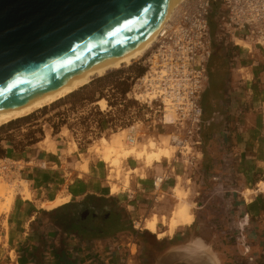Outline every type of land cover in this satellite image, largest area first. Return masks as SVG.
<instances>
[{
	"label": "rangeland",
	"instance_id": "1",
	"mask_svg": "<svg viewBox=\"0 0 264 264\" xmlns=\"http://www.w3.org/2000/svg\"><path fill=\"white\" fill-rule=\"evenodd\" d=\"M174 16L175 14L171 18L174 22L172 25L174 41L169 45L161 47V43L157 40L142 58L94 78L77 91L26 117L2 125L0 177L9 184L20 183V179L23 178L20 171L22 162H18L14 155L31 145L48 152L58 153L63 150L66 153L61 155L67 158L63 159L62 169L68 179L75 178L73 183L76 181L78 183V186L74 187V192L77 191L78 195L73 194L72 200H76L77 196L80 200L84 193H89L88 190L93 194H108L109 207L122 209L123 203L120 198L124 202L127 201L126 188L135 189L137 183L150 178L151 173L157 169L161 167L163 169L167 158H163L162 163L153 162L151 166H147L132 155L120 158V173L111 170L112 167L107 159L123 149V145L129 147L134 143L127 139L130 132H132L131 137L136 139L137 146L152 140L160 146L173 145L174 155L169 159L178 157L175 173L177 178L171 184L168 194L159 200L153 209L149 210L147 206L145 207L147 211L144 217H151L153 214L168 217L166 223L159 222V228L157 227L158 231H167L166 236L173 235L176 228L182 229L192 224L187 235L199 234L211 241L221 250L226 262L231 264H264V182L254 187L250 186L249 191H245L249 203L246 213L248 212L250 217L248 224L240 227V222H243L246 213L236 216L231 213L227 198L228 190L231 188L221 185L225 180L222 172L217 171L213 162V156L217 157L219 162L220 158L213 152L225 148L222 139L224 135L230 133L232 127H228L227 130L220 127L221 119L214 126L209 120L216 115L214 111L217 106L213 100L202 98V119L205 123L200 131L202 142L198 148H195L192 139L186 138L190 126L187 117L191 115L192 110L186 100L190 95V89L182 75L166 70L163 74L160 73V69L167 66V53L175 54L179 50L177 41L184 37ZM222 57L227 58L223 50L215 44L214 53L208 62L209 70ZM153 60H157L158 65ZM98 78L103 79L97 81ZM152 88H156L158 92L149 96ZM127 89H129L128 93L124 91ZM164 95L172 99L175 105L173 113L166 111L165 98H168ZM100 98L107 101V106L102 108L97 103ZM225 109L226 113H229L230 109L228 107ZM182 142L189 145L186 151L183 149V152L180 151ZM198 149L202 154H199ZM134 167L138 168L136 173L131 170ZM143 174L145 175L142 176ZM127 175L129 181L128 185H125ZM255 178L264 179V171H261V168L255 171ZM174 186L182 191L181 199L188 202L190 210L176 208L180 198L175 194L172 195ZM20 187L22 188L21 185ZM110 190L114 193H110ZM69 191L71 189L59 193L58 196H66ZM91 196L96 197V195ZM145 198L147 205L151 206L147 196ZM141 199L142 196H138L135 203L140 204ZM20 200H22L21 195L17 193L9 210L0 212V264L14 263L15 260V252L9 243V224L6 215ZM105 210L107 211L106 208ZM125 220L129 224L127 212ZM60 221L59 224L63 229L71 226L63 217ZM143 221L137 226H143ZM130 224L132 226L131 222ZM249 230H253L252 235ZM144 231L149 230L144 228ZM153 235L158 238L156 233Z\"/></svg>",
	"mask_w": 264,
	"mask_h": 264
},
{
	"label": "crops",
	"instance_id": "2",
	"mask_svg": "<svg viewBox=\"0 0 264 264\" xmlns=\"http://www.w3.org/2000/svg\"><path fill=\"white\" fill-rule=\"evenodd\" d=\"M240 49L233 48V62L222 57L210 67L208 88L203 94V99L213 100L217 106L216 115L209 121L215 126L221 119L220 127L226 130L232 127L222 139L225 148L213 152L220 158L219 162L215 156L213 162L225 180L221 185L231 188L227 198L230 211L235 216L246 213L249 208L245 191L264 182V179L255 178V171L260 168L264 171V52L258 46H252L251 53L246 50H241V53ZM226 107L230 114L226 113ZM62 153L66 152H48L31 145L14 155L18 162H22V179L27 182L32 196L25 199L18 193L22 200L14 204L6 215L9 243L15 252L14 263L10 264H104L106 257L119 253L115 250L116 245L129 236H136L138 247L134 264H231L211 241L199 234L187 235L192 224L176 228L173 235L163 238L144 231L143 226L138 225L142 231H136L130 224L132 219L142 217L147 211L146 206L151 210L144 199L140 204L135 203L134 209L122 198V209L109 207L108 194H93L88 190L89 193H84L80 200L78 196L72 200V196L78 195L77 191L74 192L78 183H73L76 179H68L64 173L63 159L67 156ZM155 172L137 185L149 192ZM69 189L68 195L58 196ZM170 189L171 186L167 191ZM110 193L114 192L110 190ZM89 201L95 205L101 202L102 214L110 213L117 219L113 232L81 231L74 225L80 212L89 210ZM124 212L129 214V224L125 222ZM61 217L71 226L63 229L59 224ZM249 217L247 212L240 227L248 224ZM249 231L252 235L253 230ZM199 242L208 246L215 256L199 250Z\"/></svg>",
	"mask_w": 264,
	"mask_h": 264
},
{
	"label": "water",
	"instance_id": "3",
	"mask_svg": "<svg viewBox=\"0 0 264 264\" xmlns=\"http://www.w3.org/2000/svg\"><path fill=\"white\" fill-rule=\"evenodd\" d=\"M174 0H0V110L143 41Z\"/></svg>",
	"mask_w": 264,
	"mask_h": 264
},
{
	"label": "built area",
	"instance_id": "4",
	"mask_svg": "<svg viewBox=\"0 0 264 264\" xmlns=\"http://www.w3.org/2000/svg\"><path fill=\"white\" fill-rule=\"evenodd\" d=\"M174 20L180 26L184 37L177 41L179 50L175 54L167 53V66L164 69L182 75L190 89V95L186 100L192 110L191 115L187 117L190 126L186 138L192 139V144L198 148L202 142L200 131L205 123L202 119L201 100L210 80L208 62L214 53V45L217 44L223 50L229 62H233V48H241L240 51L246 50L251 53L252 46H258L263 48L264 52V0H183ZM173 23V20H170L163 33L159 35L157 40L161 47L174 41ZM187 147L189 145L182 142L180 151L183 152V149L186 151ZM199 154H202V151ZM177 161L178 157L166 160L163 169L152 176L149 192L138 185L135 189L127 188L128 205L134 209L138 196H142L144 200L147 196L148 203L151 204L149 207L152 209L168 194L167 188H170L177 178L175 175ZM144 216L145 214L132 219V226L136 231H142V227H138L137 224L146 219ZM115 250L119 253L106 257L104 264H134L138 251L136 236H129L125 241L119 242Z\"/></svg>",
	"mask_w": 264,
	"mask_h": 264
},
{
	"label": "bare ground",
	"instance_id": "5",
	"mask_svg": "<svg viewBox=\"0 0 264 264\" xmlns=\"http://www.w3.org/2000/svg\"><path fill=\"white\" fill-rule=\"evenodd\" d=\"M182 1L183 0H174L168 6H166L162 10L160 19L158 20V23L156 27L152 30V32L143 41L133 46L129 50L119 55L113 56L100 63L94 64L81 72L71 75L70 77L60 82L59 84H56L43 94L21 102L17 105L0 110V127L13 120L26 117L35 112L36 110H39L40 108H43L68 96L69 94L77 91L86 84H89L96 77H101L114 69L122 68L123 66L129 65L135 60L142 58L144 54L148 51V49L152 45H155L159 35L163 33L168 22L176 13ZM153 61L158 65L157 60ZM163 71L165 72V69H160L161 74H163ZM156 92H158L157 89L152 88V92H149V96L150 94H155ZM160 92L162 93V91ZM164 97H167V95H164ZM167 98L168 99L165 98L166 111L168 113H173L175 105L170 97ZM97 103L101 105L102 108L107 106V101L104 98L98 99ZM131 135L132 132L128 134L127 139L129 142L134 143L129 147L123 145V149H121L119 152H116L112 155V157L107 159L110 166L112 167L111 170H115L120 173V158H127L131 155L134 156L137 160L143 161L147 166L152 165L153 162H161L163 158L169 159L174 155L173 145L160 146L154 140H152L148 143H144L142 146H137L135 142L136 139L131 137ZM131 170L135 173L138 171L137 168H133ZM128 173H131V171H128ZM128 181L129 175H127L125 185H128ZM20 185L22 186V188L20 187ZM17 193L22 194L25 199L31 197V191L29 190V187L25 180L20 179L19 184L16 182H10L9 184L4 179H2V177H0V212L1 210L5 209L7 211L9 210L16 198ZM174 194L176 197L180 198L179 202L176 205V208L182 210L191 209L188 202L184 199H181L182 191L180 189L175 188ZM167 220L168 217L164 215L159 217L157 214H153L151 217H148L143 221V226L150 232L156 233L159 238H163L166 236L167 231H158L157 227L159 222L166 223ZM197 248L203 252L210 253L209 256H215L213 253H211L209 247L201 242H199V247L197 246Z\"/></svg>",
	"mask_w": 264,
	"mask_h": 264
},
{
	"label": "flooded vegetation",
	"instance_id": "6",
	"mask_svg": "<svg viewBox=\"0 0 264 264\" xmlns=\"http://www.w3.org/2000/svg\"><path fill=\"white\" fill-rule=\"evenodd\" d=\"M99 204V203H98ZM92 204L91 201L88 202L89 210H85L80 212V216L77 220H75L74 225H76L81 231H93V232H113L116 227L115 224L117 219L112 217V214L106 213L102 214L101 209H98L100 205ZM92 206H96L98 208H94L92 210ZM96 209V210H95ZM95 210V211H94Z\"/></svg>",
	"mask_w": 264,
	"mask_h": 264
},
{
	"label": "trees",
	"instance_id": "7",
	"mask_svg": "<svg viewBox=\"0 0 264 264\" xmlns=\"http://www.w3.org/2000/svg\"><path fill=\"white\" fill-rule=\"evenodd\" d=\"M104 78V77H103ZM103 78H98L97 79V81H100L101 79H103ZM126 93H128L129 92V89H127V90H124ZM104 203V202H103ZM100 204H101V202H100ZM100 204H98V205H100ZM104 205H105V203H104ZM97 206V205H96ZM94 207V208H98V207ZM101 208V205H100V207L98 208V209H100Z\"/></svg>",
	"mask_w": 264,
	"mask_h": 264
}]
</instances>
